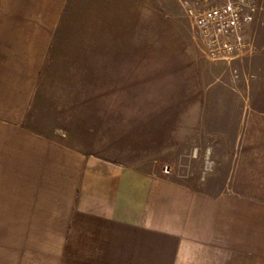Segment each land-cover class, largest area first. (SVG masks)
<instances>
[{
	"label": "crops",
	"instance_id": "0c3cea01",
	"mask_svg": "<svg viewBox=\"0 0 264 264\" xmlns=\"http://www.w3.org/2000/svg\"><path fill=\"white\" fill-rule=\"evenodd\" d=\"M68 3L0 0V183L14 166V243L0 238V264H264V94L226 112L236 142L217 191L24 125Z\"/></svg>",
	"mask_w": 264,
	"mask_h": 264
},
{
	"label": "rangeland",
	"instance_id": "374dc122",
	"mask_svg": "<svg viewBox=\"0 0 264 264\" xmlns=\"http://www.w3.org/2000/svg\"><path fill=\"white\" fill-rule=\"evenodd\" d=\"M186 1L193 0H69L24 125L217 191L236 142L226 112L236 110V96L264 94V8L257 2L250 50L227 63L208 57ZM2 179L0 238L14 243V166Z\"/></svg>",
	"mask_w": 264,
	"mask_h": 264
},
{
	"label": "built area",
	"instance_id": "2783aa9c",
	"mask_svg": "<svg viewBox=\"0 0 264 264\" xmlns=\"http://www.w3.org/2000/svg\"><path fill=\"white\" fill-rule=\"evenodd\" d=\"M186 4L210 59L230 63L250 50L248 32L259 11L257 0H193ZM211 167L206 163V169ZM164 172L168 174V168Z\"/></svg>",
	"mask_w": 264,
	"mask_h": 264
}]
</instances>
